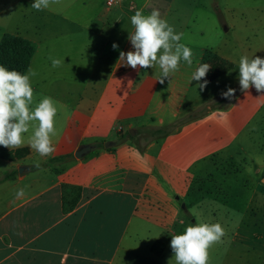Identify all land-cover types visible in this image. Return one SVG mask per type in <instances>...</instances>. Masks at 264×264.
Here are the masks:
<instances>
[{"label":"crops","instance_id":"obj_1","mask_svg":"<svg viewBox=\"0 0 264 264\" xmlns=\"http://www.w3.org/2000/svg\"><path fill=\"white\" fill-rule=\"evenodd\" d=\"M176 3L144 0L139 7L145 15L151 12L148 6L159 9L193 53V64L181 61L163 83L158 65L133 69L119 59L121 51L132 49L128 36L135 11L110 8L90 19L87 78L68 87L51 137L55 151L43 158L74 157L59 171L44 167L33 172L28 165L30 171L0 184V264H167L153 258V248L162 241L169 244L171 235L183 230L189 205L205 204L200 214L209 213L204 181L212 182L216 163L233 157L252 166L264 157L263 147L248 144L264 113V90L251 85L237 89L228 105L193 117L194 111L223 98L224 90L204 89L227 72L203 90L189 83L204 53L213 50L235 61L217 41L183 38L192 26L171 16ZM254 8L263 9L264 3ZM226 10L233 25L249 20L247 12H237L243 10L238 5L228 4ZM222 24L225 31L231 29L229 19ZM160 128L164 131L157 132ZM109 141L115 143L106 147ZM82 144L94 147L78 158L75 152ZM20 188L24 195L17 198ZM70 189H76L77 201L66 208L72 203L66 195ZM141 242L143 247L137 246Z\"/></svg>","mask_w":264,"mask_h":264},{"label":"rangeland","instance_id":"obj_2","mask_svg":"<svg viewBox=\"0 0 264 264\" xmlns=\"http://www.w3.org/2000/svg\"><path fill=\"white\" fill-rule=\"evenodd\" d=\"M104 1L50 0L47 9L38 11L31 7L33 0H0V40L5 33H11L26 37L37 44L29 67L37 73L32 78L34 105L44 96L52 97L57 107L55 119L59 117L61 101L69 98L71 88L68 87L78 80L83 81L87 78L85 71L89 63L87 27L90 19L102 11L107 12L111 9L127 8L136 11L144 2L125 0L124 3L115 4L107 10L103 8ZM176 2L182 5L178 6L176 3L171 16L178 18L179 21L186 20L190 27L192 26L183 38L193 36L195 40L217 41L216 45L220 50L233 54L236 66L204 90L217 93L220 90L226 91L228 87L240 89L238 81L240 56L264 58V8H254L257 4L264 3V0H176ZM228 4L240 6L243 10L237 12H247L249 20H239V23L233 25L226 10ZM147 10L150 12L152 7L148 6ZM223 18L230 21L229 31H225ZM50 58L60 59L61 64L53 68ZM74 67L81 68L82 73H73ZM216 100L210 101L207 108L194 111L193 117L205 115L208 111L224 107L230 102V99ZM65 110L68 111V106ZM184 119L188 121L190 118L186 116ZM34 124L35 122H32L29 132L23 134L24 143L20 147L29 146ZM254 126L248 144L263 147L260 154L264 155V113ZM72 155L62 161H53L51 166L45 165L51 158L45 160L37 152L29 151L24 158L15 161L0 158V184L4 182L1 180L6 173L18 170L19 166L24 164L34 166L33 172L41 173L44 167L59 171L74 157ZM263 159L264 157L255 165L249 164L250 167L248 163H241L233 157L216 163V169L211 175L212 182L208 181L207 184L204 181L205 188L208 187L209 213L201 216L199 209L203 204L199 202L197 206L187 207L188 221L177 234H181L186 226L195 222H219L224 228V235L220 241L208 249V264H264V168H260ZM74 190V192L72 189L68 190L66 194L68 201H76L77 193L76 189ZM164 242H159L153 248V258L158 261L166 260L167 264H176L170 243ZM143 245L141 242L137 246ZM130 264H136V261Z\"/></svg>","mask_w":264,"mask_h":264},{"label":"clouds","instance_id":"obj_3","mask_svg":"<svg viewBox=\"0 0 264 264\" xmlns=\"http://www.w3.org/2000/svg\"><path fill=\"white\" fill-rule=\"evenodd\" d=\"M49 4L50 0H33L31 7L40 11L47 9ZM130 23L134 28L128 36L132 49L127 53L120 52L122 64L133 69L158 65L161 83L178 71L181 61L188 66L193 64L192 50L180 43L182 33L174 31L173 26L162 18L159 9L153 8L147 15L142 10H136L130 17ZM112 47L116 49L118 45L114 42ZM50 60L53 68L61 64L60 59ZM209 69V64H199L191 73L189 83L195 81L203 90L208 81H202V78ZM36 75L32 68L19 72L0 64V146L9 149L20 147L24 143L23 134L28 133L30 124L35 122L29 147L44 157L55 151L51 137L56 135L54 124L57 107L49 96L42 97L34 105L32 78ZM238 81L241 91L249 89L250 85L257 91L264 90V58L241 55ZM234 92L235 89L228 87L221 94L231 98ZM23 195L24 189H17L16 197ZM223 235L224 228L219 222H195L186 226L181 234L171 235L170 247L176 264H208V249L219 242Z\"/></svg>","mask_w":264,"mask_h":264},{"label":"trees","instance_id":"obj_4","mask_svg":"<svg viewBox=\"0 0 264 264\" xmlns=\"http://www.w3.org/2000/svg\"><path fill=\"white\" fill-rule=\"evenodd\" d=\"M36 50L37 44L34 41L20 35L5 33L0 40V64L7 66L9 69H15L19 72H27ZM203 63L210 65V69L206 73V76L202 78V81L206 79L208 82L220 77L236 66L234 62L220 56L213 50H207L204 53L200 64ZM193 83L197 84L195 81H193ZM224 99L228 98L223 96L221 100ZM156 131L162 132L164 130L160 128ZM102 147H104V145H102ZM29 151L30 149L28 147L9 149L7 147L0 146V158L15 161L24 158L26 155H28ZM70 156L71 155L53 157L45 165L51 166L53 161H62L69 158ZM18 173V170L10 171L3 176L1 181L8 180L18 175ZM76 201L72 202L70 205L66 204V208L73 207L76 204Z\"/></svg>","mask_w":264,"mask_h":264},{"label":"water","instance_id":"obj_5","mask_svg":"<svg viewBox=\"0 0 264 264\" xmlns=\"http://www.w3.org/2000/svg\"><path fill=\"white\" fill-rule=\"evenodd\" d=\"M115 142H112V141H109V142H106L105 143V146L106 147H109V146H111L112 144H114ZM94 146L93 145H91V144H82L78 149H77V151L75 152V156L76 157H78V158H81V157H83V156H85L87 153H89L91 150H92V148H93ZM30 166H28V165H23V166H20L19 167V172L20 173H23V172H25V171H30Z\"/></svg>","mask_w":264,"mask_h":264},{"label":"built area","instance_id":"obj_6","mask_svg":"<svg viewBox=\"0 0 264 264\" xmlns=\"http://www.w3.org/2000/svg\"><path fill=\"white\" fill-rule=\"evenodd\" d=\"M124 0H105V6L107 9L112 8L115 4L121 3Z\"/></svg>","mask_w":264,"mask_h":264}]
</instances>
